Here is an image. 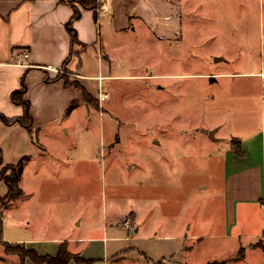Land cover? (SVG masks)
Returning a JSON list of instances; mask_svg holds the SVG:
<instances>
[{"label": "crops", "instance_id": "crops-1", "mask_svg": "<svg viewBox=\"0 0 264 264\" xmlns=\"http://www.w3.org/2000/svg\"><path fill=\"white\" fill-rule=\"evenodd\" d=\"M99 2L98 9H83L81 19L73 23L79 41L73 45L68 30V23L74 15L72 6L59 0H0V113L8 118L24 116V107L13 102L12 94L21 89L25 80L27 86L25 99L31 104L30 112L34 121L31 131L19 123L6 125L0 122V153L3 157L0 173L7 165H18L24 161L19 183L24 193L3 208V226H0V263L44 264L33 257H27L24 263L19 261L18 255H12L7 251V245L13 249L32 252L40 258H56L62 246H66L70 253L86 261H93L81 263L72 259L69 264L119 263L123 259V254H137L136 256L147 262H154L150 256L153 249L149 248L148 243L157 241L164 245V250L169 248L167 244L170 242L178 247L169 250V257L165 258L166 262L162 261L163 264H177L173 260L175 255L171 252L178 251L175 254L179 255L187 251L188 246L196 252L190 259L193 264H227L228 260L220 262L216 258L212 261L214 258L212 252L203 244L204 241L217 239L218 235L212 231L217 215L219 218L217 225L224 229L228 238L255 239L250 243L249 249L239 244L234 248L238 253L244 252L241 259L244 264H264V109L263 123L258 129H254L250 108L256 101L252 98L257 95L251 92H233L220 102L214 96L206 100L205 113L233 112V108L237 106L244 110L242 117L238 114V125H233L235 120H232L233 129L225 136L227 142L224 141V136L220 138L217 136V132L224 127L222 122L212 123L209 129L213 131L212 139L225 142L208 157L210 165H207L209 169L206 176L217 177L216 183L218 186L221 184V192L218 194L217 189V195L222 202L220 210L215 206L214 214L212 211L205 216L203 212L199 215L196 206L194 211L187 214L188 199L184 196L188 182L187 173L176 169L172 175L169 169L171 157L162 153L159 158L148 156L144 157L143 161L137 159L141 164L138 169L141 172L136 174L131 182L132 197L129 208L122 214L120 207L114 208L111 218L108 216L104 223L95 226L87 221V233L84 235L73 237L69 233L75 226L81 227L83 222L81 216L70 219L59 228L57 208L49 206L45 208V212L43 206L39 205L40 200L44 202L59 200V194L52 192L51 189L58 185L54 181L59 178L57 173L59 160L54 158V152L55 155L61 154L63 166L69 165L70 148L67 142H62L63 146L58 142L61 135L71 134L67 123L69 121L76 123L75 119L80 113L87 114L86 117L89 118L91 108H98L102 113V109L109 106L112 101L110 87L115 81L123 78L115 68L119 64L116 51L121 45L115 42L111 45L112 40L110 41L106 33L103 34V29L107 24L111 25L110 33L116 37L135 29L136 22L143 25L147 23V19L141 16V8L148 2L147 0H99ZM176 3L179 4L180 0H176ZM160 5L162 9L159 14L164 16V23L171 24V20H174L177 30L183 29L181 15L175 14L179 8L164 1ZM173 14L176 16L175 19H171ZM97 21L102 23L101 27ZM172 39L177 38L162 37L160 40L172 44ZM67 60L69 62L64 68ZM63 69L68 71L65 76L60 75ZM238 74L253 78V83H261L264 88L263 65L258 71L221 75ZM248 80L250 81V78ZM100 86H103L108 95L104 102L99 100ZM109 117L118 126V120L111 114ZM237 127L238 129H234ZM164 139V136L156 138L153 145L159 147L164 144ZM234 139L241 141L243 155L233 150ZM81 146L82 151H79V155L83 154L84 147L89 145L83 141ZM89 156L90 151L87 152V158ZM81 161L84 167H89V163L85 164V155ZM180 161L181 159H177V162ZM87 187V198L83 199L82 204L83 209L89 210V182ZM203 188L207 187L202 186L200 190ZM151 191L160 194L159 197L153 195ZM173 191L180 193L173 194ZM8 193V186L4 181H0V210L3 206L2 199ZM16 209L18 214L15 213ZM242 209L247 210L250 224L255 213L260 211L259 224L263 232L246 231L245 226L244 230L235 234L240 224ZM35 214H40L45 220H51L50 226H45V231L30 229L29 225L32 223L29 219ZM12 215L17 221L16 226L23 231V236L9 237L6 234L5 225L8 221L11 222ZM41 223H38L36 228H39ZM96 231L99 235H94ZM125 232L126 237L123 236ZM122 242H130L132 246L121 249ZM250 251L254 253L251 257L248 256ZM223 253H226V249ZM220 256L225 258V255Z\"/></svg>", "mask_w": 264, "mask_h": 264}, {"label": "rangeland", "instance_id": "rangeland-1", "mask_svg": "<svg viewBox=\"0 0 264 264\" xmlns=\"http://www.w3.org/2000/svg\"><path fill=\"white\" fill-rule=\"evenodd\" d=\"M147 1L149 3H144L141 8V16L147 19L146 25L136 22L135 29L116 37L110 33L111 25L107 24L103 29V34L106 33L112 40L111 45H121L116 51L119 64L115 68L123 78L110 87L111 104L104 107L102 113L98 108H91L89 118L86 117V110V115L78 113L76 123H67L70 136L61 135L58 138L60 146L65 141L70 148L69 165L63 166L61 154L55 155L54 152V158L59 160V178L54 181L58 185L51 189L59 194V200H40L39 205L43 206V211L49 206L57 208L59 228L70 219L81 216V227L75 226L69 232L73 237L87 233V221L95 226L104 223L108 216L111 218L114 208L120 207L121 214L128 209L132 197L131 182L141 172L137 159L143 161L148 156L159 158L161 153L171 157L169 169L172 175L176 169L187 173L184 192L188 199L187 214L194 211L195 206L199 215L203 212L205 216L212 211L214 214L215 206L220 210L222 202L217 195V189L218 194L221 192V184L218 186L216 183L217 177L206 176L207 165H210L208 157L227 142L225 136L233 129L232 120H235L233 125H238V114L242 117L244 110L235 104L237 108H233V112L205 113L206 100L214 96L220 102L225 96L238 91L254 93L257 97L252 99L256 101L250 108L254 129L263 123L264 88L261 83L255 84L253 78L245 75L221 74L258 71L264 66V0H180L179 4L176 0ZM163 1L179 8L174 12L181 15L183 29L177 30L174 20L171 24L164 23V16L159 14ZM175 14L171 19H175ZM162 37L177 39H172L170 44L160 40ZM62 72V76L68 73L66 69ZM109 114L118 120V126L111 121ZM215 122L223 123L224 127L217 132V136H224L225 142L211 138L209 129ZM163 136L164 144L155 147L154 140ZM83 141L89 146L84 147V153L79 155ZM88 151L90 156L87 158ZM84 155L85 164L89 163V167L82 164ZM177 159H181L180 163ZM7 176H13V172H7ZM88 182L89 210L83 209L82 204L87 198ZM172 185L175 186V183L172 182ZM202 186L207 188L201 191ZM47 189L50 191V187ZM151 193L156 197L160 195ZM178 193L173 191V194ZM15 213L18 214V209ZM11 217V222L5 225L6 234L9 237L23 236V231L16 226L17 221L13 215ZM215 217L212 231L218 235L217 239L203 243L212 252V261L217 258L220 262L228 260L227 264H244L241 260L244 252L238 253L234 248L239 244L249 249L255 239L228 238L224 229L217 225L218 216ZM260 218L261 213L257 211L250 224L247 210L242 209L235 234H239L245 226L246 231L263 232ZM29 222L32 223L29 225L31 230L45 231L51 220L35 214ZM40 222L39 228H36ZM94 235H99V232H94ZM123 236L126 237L127 232ZM131 246L130 242L121 243V249ZM148 246L153 249L150 256L154 262H147L137 254H123L119 263L110 264H163L162 261L166 262L165 258L169 257V250L178 248L173 242L168 243L169 248L165 250L164 245L157 241L149 242ZM188 247L179 255L175 254L178 251L171 252L177 264H193L190 259L196 252ZM24 252L27 251L23 250L21 256L18 251L11 254L18 255V260L24 263L30 257ZM251 254H254L253 251L248 256L251 257ZM220 255H225V258Z\"/></svg>", "mask_w": 264, "mask_h": 264}, {"label": "trees", "instance_id": "trees-1", "mask_svg": "<svg viewBox=\"0 0 264 264\" xmlns=\"http://www.w3.org/2000/svg\"><path fill=\"white\" fill-rule=\"evenodd\" d=\"M61 3L68 4L74 8V15L71 18L70 22L68 23V30L72 38L73 45L79 43L78 35L73 27V23L80 20L82 17V10H96L100 6L99 0H59ZM69 60L65 62L67 65ZM59 78V77H58ZM68 81V79H67ZM27 93V86L25 80L22 83V87L19 90H16L12 94V100L16 105L22 106L25 109L24 116L20 118H8L4 114L0 113V122L6 125H12L14 123H19L24 126L26 129L31 131L34 121L31 116V104L29 101L25 99ZM233 150L239 154L243 155V151L241 148V141L238 139H234L232 141ZM3 165V157L0 153V166ZM24 170V161H21L18 165H7L3 168L2 172L0 173V181H4L9 188L8 195L2 199L3 206L0 210V226H3V208L6 207L9 203L16 201L21 195H23L24 191L21 189L20 177ZM12 171L13 176H7V172ZM8 252H19L20 256L23 253V250H19L17 248H10V246H6ZM29 254L32 258H35L39 263H47V264H69L72 259H76L78 262L81 263H93V261H86L72 253H70L66 246H62L59 255L56 258L53 257H36L32 252H24Z\"/></svg>", "mask_w": 264, "mask_h": 264}, {"label": "built area", "instance_id": "built-area-1", "mask_svg": "<svg viewBox=\"0 0 264 264\" xmlns=\"http://www.w3.org/2000/svg\"><path fill=\"white\" fill-rule=\"evenodd\" d=\"M97 22H98L99 27H101L102 26V23L99 22V21H97ZM107 97H108V95L104 91L103 86H100V94H99V100H100V102L106 101Z\"/></svg>", "mask_w": 264, "mask_h": 264}, {"label": "water", "instance_id": "water-1", "mask_svg": "<svg viewBox=\"0 0 264 264\" xmlns=\"http://www.w3.org/2000/svg\"><path fill=\"white\" fill-rule=\"evenodd\" d=\"M210 136H211V138H214L213 131L211 132Z\"/></svg>", "mask_w": 264, "mask_h": 264}]
</instances>
